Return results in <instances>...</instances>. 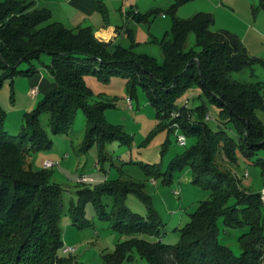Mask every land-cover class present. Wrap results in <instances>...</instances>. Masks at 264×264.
I'll use <instances>...</instances> for the list:
<instances>
[{"label": "trees", "instance_id": "obj_1", "mask_svg": "<svg viewBox=\"0 0 264 264\" xmlns=\"http://www.w3.org/2000/svg\"><path fill=\"white\" fill-rule=\"evenodd\" d=\"M186 1L190 0H175L171 14ZM257 1L259 6L253 9L264 8V0ZM212 24L209 13H198L189 19L173 17L170 31L158 42L162 52V62L158 63L148 55L98 41L88 27L75 31L65 28L52 20L49 9L35 8L32 1L0 0V69L11 77L19 65L27 63L31 67L18 73L32 76L39 70L33 63L46 54L51 57L46 72L55 84L31 113L24 114L17 136L3 130L4 113L0 110V264L64 261L60 253L64 191L50 181L48 170L31 169L24 145L49 149L51 142L41 117H47L53 135H68L78 110L86 122L81 143L84 150L95 143L102 147L104 142L118 138V131L105 120L108 105L102 101L89 104L93 97L85 83L89 75L102 83L122 76L129 92L135 86L143 87L159 121L179 111L177 122L184 133L195 137L194 145L176 155L166 171L156 164H140V168L147 177L160 178L165 185L172 182L174 173L188 168L192 183L208 193V199L199 202L189 222L178 230V243L165 245L160 236L163 224L141 183L117 179L78 190L77 195L90 199L100 216L112 220L120 238H126L118 240L105 262L130 264L136 254L146 264H264V203L260 193H248L242 185L244 189H240L239 182L213 163L217 150L231 164H237L241 156L261 168L264 182V118L258 117L264 116V84L240 83L232 78V74L252 70L257 64L264 66V61L250 57L236 35L210 30ZM191 33L195 45L187 49ZM195 88L201 90L198 98L202 104L193 110L178 107L179 96ZM203 98L220 110L217 131H210L206 125ZM195 124L205 132L193 129ZM226 124H230L235 138L228 133ZM122 141L128 143L126 139ZM129 193L146 203V216L132 213L125 206ZM104 194L113 196L108 212L101 202ZM81 199L68 206L75 221L84 213L85 202ZM219 219L226 234L229 230L239 231V255L219 244Z\"/></svg>", "mask_w": 264, "mask_h": 264}, {"label": "rangeland", "instance_id": "obj_2", "mask_svg": "<svg viewBox=\"0 0 264 264\" xmlns=\"http://www.w3.org/2000/svg\"><path fill=\"white\" fill-rule=\"evenodd\" d=\"M118 1L120 4L123 1L135 2V0ZM157 1L162 2V0ZM196 1L199 3L202 0L193 2ZM140 2L144 5L153 3V0ZM256 4L259 6L257 0H206V5H197L196 8L201 10L199 12L211 13L213 24L210 30L227 31L236 35L250 57L264 61V8L259 7L254 10L252 6ZM155 19H161V15L156 16ZM52 20L54 21L53 16ZM194 45L195 36L191 33L187 37L186 48H194ZM158 47L155 44L151 48L161 52ZM50 61V56L42 54L33 66L46 73L45 66L49 65ZM30 67L29 64L22 63L11 77H6L5 71L0 69V110L4 113L3 130L10 136H17L20 133L24 114L31 113L45 96L44 94L34 96L30 93L28 82L35 74L23 76L18 73ZM232 78L240 83L264 84V66L257 64L252 70L246 69L232 74ZM85 83L93 92L90 105L99 101L108 105L104 112L105 120L118 131V138L104 142L102 147L95 143L88 150H84L81 143L86 122L83 113L78 110L68 135H53L47 126V117H41L42 126L51 142L49 149L38 150L32 148L31 144L24 145V149L28 150L27 163L33 171L44 170L45 161L57 164L45 170L51 174L50 181L64 191L65 206L60 220L63 243L60 253L64 261L60 264H107L104 260L105 256L113 253L118 240L122 242L126 239L120 238L119 231L112 227V220L100 216L98 208L92 205L90 199H81L77 195L78 190L93 189L117 179L132 180L144 185V193L150 197L151 207L158 213L163 224L160 230L162 243L177 244L178 230L189 222L190 215L196 210L199 202L208 199V193L192 183L193 176L188 168L174 173L172 182L165 185L161 183L160 178L147 177L140 164H156L161 171H166L176 155L185 153L194 145L195 137L182 131L180 123L177 122L180 117L179 111L159 121L144 88L135 86L134 90L129 92L126 80L122 76H113L108 82L102 83L89 75L85 78ZM200 94L199 88L187 89L176 100V105L193 110L202 104V99L198 98ZM203 101L207 106L206 125L210 131H217L220 128V110L207 99L203 98ZM258 117L264 118L262 114H258ZM225 128L235 138L230 130V124H226ZM180 137L185 139V144H179ZM122 139L128 140V143H123ZM213 163L220 172L239 182L240 189L246 188L248 193L259 192L260 199L264 203V182L259 166L251 164L241 156H238L237 164H231L223 159L220 150H217ZM80 176H87L92 182L79 185L76 179ZM111 197L113 196L105 194L101 197L107 212L111 207ZM80 199L81 202H85L84 213L75 221L68 212V206L71 202L78 204ZM124 204L130 212L139 216L144 217L148 212L146 203L135 194H127ZM217 228L219 244L227 246L235 255H239L237 242L239 231L229 230L226 234L221 219L217 222ZM65 247L74 249V253L64 254L62 250ZM134 257L135 260L130 264H146L136 254Z\"/></svg>", "mask_w": 264, "mask_h": 264}, {"label": "crops", "instance_id": "obj_3", "mask_svg": "<svg viewBox=\"0 0 264 264\" xmlns=\"http://www.w3.org/2000/svg\"><path fill=\"white\" fill-rule=\"evenodd\" d=\"M26 1L34 2L35 8L49 9L54 21L61 23L65 28L75 31L78 28L88 27L98 41L131 49L135 54L148 55L158 63L162 62V52L152 50L151 47L158 45V42L170 31L173 17L189 19L202 13L196 8L197 5H206V0L199 3L193 2L194 0L186 1L178 5L174 14H171L169 10L175 0H162V2L153 0V3L144 5H141V0L132 3L126 0L127 2L123 1L121 4L118 0L115 2L112 0ZM256 6L257 4L252 8ZM158 15H161V19H155ZM158 48L161 51L160 47ZM28 86L30 91L36 89L39 96L48 94L54 89L55 84L47 72L44 73L39 69L30 77Z\"/></svg>", "mask_w": 264, "mask_h": 264}, {"label": "built area", "instance_id": "obj_4", "mask_svg": "<svg viewBox=\"0 0 264 264\" xmlns=\"http://www.w3.org/2000/svg\"><path fill=\"white\" fill-rule=\"evenodd\" d=\"M30 93H31V95H34V96H36L37 95V90L36 89H32L31 91H30ZM128 101L130 102V99H128ZM208 117H206V119H207ZM178 142H179V144L180 145H183V144H185V139L183 138V137H180L179 139H178ZM57 164H55V163H53V162H51V161H45L44 163H43V166H44V168L45 169H51L52 167H55ZM92 182V179L91 178H89V177H87V176H80V177H78L77 179H76V183L77 184H79V185H86V184H89V183H91ZM74 249H71V248H64L63 250H62V252L64 253V254H71L72 252L74 253Z\"/></svg>", "mask_w": 264, "mask_h": 264}, {"label": "water", "instance_id": "obj_5", "mask_svg": "<svg viewBox=\"0 0 264 264\" xmlns=\"http://www.w3.org/2000/svg\"><path fill=\"white\" fill-rule=\"evenodd\" d=\"M192 128H193V129H199V130L205 132V130L203 129V127H202L201 125H196V124H195V125L192 126Z\"/></svg>", "mask_w": 264, "mask_h": 264}]
</instances>
